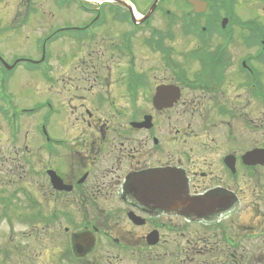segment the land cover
Masks as SVG:
<instances>
[{"label":"flooded vegetation","instance_id":"1","mask_svg":"<svg viewBox=\"0 0 264 264\" xmlns=\"http://www.w3.org/2000/svg\"><path fill=\"white\" fill-rule=\"evenodd\" d=\"M72 1L0 0V257L264 264V0Z\"/></svg>","mask_w":264,"mask_h":264},{"label":"rangeland","instance_id":"2","mask_svg":"<svg viewBox=\"0 0 264 264\" xmlns=\"http://www.w3.org/2000/svg\"><path fill=\"white\" fill-rule=\"evenodd\" d=\"M72 1V0H71ZM85 1H88V0H85ZM90 1V0H89ZM97 3H96V6H99V3H100V1H97V0H95ZM34 2H35V5L36 6H39V8H41V7H44V9H48V8H50V6L51 5H53V3H54V0H34ZM73 2V1H72ZM101 7V6H100ZM99 7V8H100ZM238 15V14H237ZM235 18V17H234ZM243 18V17H242ZM40 78L37 76V78L36 77H31V79L29 80V83L30 84H35L33 87H35V89H34V92L32 93V95H29V93L31 92V89L30 88H28V87H23L22 89H21V91H22V93H23V95H22V98H23V102H25L27 105H25V106H29V104L28 103H32V102H34V101H38V102H42V100L41 99H43L44 97H42V96H38L37 94H36V92H38L39 93V95H40V92L42 91L41 90V87H40ZM17 81L19 82L18 84H17V86L18 87H20V86H23V84H24V82H25V78H24V76H23V78H21V76H20V78L18 77L17 78V80L15 81L16 83H17ZM17 89V88H16ZM18 91L19 90H16V94L18 93ZM37 97H39V98H37ZM44 114V112L43 113H41V115H43ZM26 126H29V125H26ZM6 127V126H5ZM51 128L54 130L53 132L54 133H56L57 132V129H59L58 127H56V124L55 123H53L52 124V126H51ZM29 129V128H28ZM28 129H27V127H25L24 128V126L22 125V127H21V132H20V138H24V137H26V135H27V139L29 140V137H30V135H33V132H32V130L30 131V133H29V131H28ZM25 132V134L23 135V133ZM23 135V136H22ZM0 141L3 143V146H5L6 144H8V141H6V138H5V140H4V138L3 137H1L0 136ZM27 143H29V142H27ZM1 145V144H0ZM25 144H23V143H21L20 144V146H21V148L24 146ZM31 206V205H30ZM16 213H14L13 214V218L14 219H12V222H13V224H14V232H15V235L16 234H18V230L20 231V230H22V228H26V227H30L29 225H24V224H21V223H17V221H16V215H15ZM30 214H31V211L29 210V212H28V215H29V221H30ZM16 221V222H15ZM35 229H37V230H39V225H38V227H36ZM26 232V231H25ZM9 235H10V226H9V224H8V222L7 223H4L2 220L0 221V247L1 246H3L4 245V242H6V240H7V238L9 237ZM15 238V237H14ZM32 240V239H31ZM34 241H36V239H34ZM34 241L32 240L31 241V243H30V246L33 248V249H38V248H40V247H42V245H45L46 244V246H52L53 244H55V237L54 238H52V240H51V238H50V240L49 239H47L46 241V243L44 244L43 243V241H42V238L40 239V241H41V244L40 243H34ZM14 242H18V240H17V238H15L14 239ZM0 264H15L14 262L13 263H10V262H8V259H7V257H0ZM125 264H127V263H125Z\"/></svg>","mask_w":264,"mask_h":264}]
</instances>
